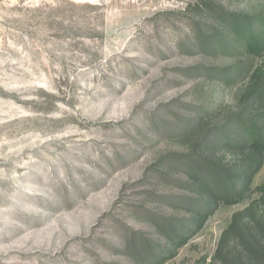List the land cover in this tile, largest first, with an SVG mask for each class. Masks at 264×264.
<instances>
[{
	"label": "rangeland",
	"instance_id": "374dc122",
	"mask_svg": "<svg viewBox=\"0 0 264 264\" xmlns=\"http://www.w3.org/2000/svg\"><path fill=\"white\" fill-rule=\"evenodd\" d=\"M216 1L264 13V0ZM195 3L0 0V264H152L163 247L164 264H209L244 204L171 245L158 223H188L194 198L179 131L237 104L249 78L216 69L264 58L204 51L199 32L219 23Z\"/></svg>",
	"mask_w": 264,
	"mask_h": 264
},
{
	"label": "trees",
	"instance_id": "16d2710c",
	"mask_svg": "<svg viewBox=\"0 0 264 264\" xmlns=\"http://www.w3.org/2000/svg\"><path fill=\"white\" fill-rule=\"evenodd\" d=\"M194 10L219 23L206 34L199 32L204 51L264 58L263 12H229L216 0H196ZM215 72L226 84L249 78L248 85L235 106L198 111L179 131L185 146L179 153L182 187L194 197L184 204L191 217L185 224L170 218L158 226L171 245L182 247L221 205L242 203L220 234L209 264H264V182L253 185L264 165V62L253 69L239 60ZM160 250L158 255L149 250L152 264L175 255L170 248Z\"/></svg>",
	"mask_w": 264,
	"mask_h": 264
}]
</instances>
